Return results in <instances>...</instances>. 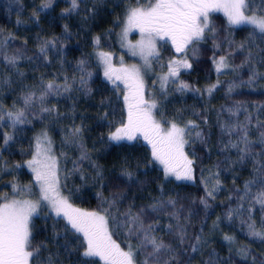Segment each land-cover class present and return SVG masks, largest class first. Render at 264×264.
Here are the masks:
<instances>
[{"label":"trees","instance_id":"16d2710c","mask_svg":"<svg viewBox=\"0 0 264 264\" xmlns=\"http://www.w3.org/2000/svg\"><path fill=\"white\" fill-rule=\"evenodd\" d=\"M46 2L0 0V106L5 112L23 108L22 97L29 92L36 93L38 97L50 81L63 85L67 78L71 84V91L47 95L44 105L37 100L26 110L28 122L12 127L7 118L0 121V197L26 196L13 189L31 185L25 163L32 157L38 134L47 131L59 161L60 187L73 208L95 211L102 205L101 197L115 198V214L122 221L129 208L137 213L142 208L149 209L155 201L172 198L176 201L175 209L169 207L159 215L148 211L144 219L146 223L159 221L154 234L173 246L180 264H189V261L190 264H206L210 253L215 254L219 264H253V258L256 264H261L264 261V241H250L246 236L248 230H242L247 224L242 221L247 220V210L251 207V215L260 226L262 210L259 204L253 203V199L261 185L259 182L252 184L247 192L245 185L257 176L256 169L264 164V145L252 144L255 159L249 156L239 163L240 153L227 147L230 140L235 142L238 139V135L235 132L227 135L221 126L248 125L252 141H257L264 131V123H261L264 122V76L257 75L249 83L253 69L264 73V63L260 62L264 53L257 55L264 49V36L253 28L229 27L223 16L213 15L209 26L214 28V36L206 31V38L197 45L196 56L187 51L192 71L182 75L180 81L190 87L179 91V83L171 85L157 104V114L163 125L192 121L198 124L192 132L203 134L201 144L195 145V136L189 139V150L196 155L192 168L195 184L175 183L164 179L144 142L114 143L108 138L121 122H126L127 106L118 91L103 79L94 55L116 52L117 37L126 11L129 7H136L137 0H80L79 8L71 13H65V9L71 7L70 0H54L51 7L42 8L41 4ZM255 3L259 4L260 0H255ZM96 37H100L99 44L94 43ZM49 41L53 44L48 45V57L44 59L39 49ZM249 51L253 53V59L246 63ZM5 55H18L20 58L12 66L4 60ZM221 56L226 57L231 70L219 79L210 110L201 98V92L213 78V61ZM81 60L85 61L83 73L78 68ZM81 75L87 77L83 87ZM41 107L54 111L41 112ZM258 109L262 110L259 114L256 113ZM254 123H258L255 128L252 127ZM73 127L83 130V149L80 144L64 142ZM209 132L215 142H209ZM5 133L12 137L7 145L4 144ZM214 144L220 156L214 158L215 166H222L221 161L226 156L232 159L228 163L230 171L227 175L219 174L216 169L219 191L216 197L211 198L204 186V175L210 168L205 147L210 153ZM222 146L227 149L225 153L220 151ZM84 153L89 158L81 160ZM125 168L133 174L132 180L121 175ZM98 172L103 179L98 177ZM201 199L207 201V208ZM237 209L239 212L235 211ZM176 210H179L180 222L187 230L183 244L174 238V229L173 234H169L168 225L175 226L177 221L167 212ZM230 210L233 213L231 220L227 218ZM110 230L113 240L127 250L124 230L113 228L111 223ZM31 232L34 245L46 246L40 253L42 260L51 255L58 259L59 264H82L85 259L91 264H103L98 257L84 258L80 255L83 237L71 229L63 216L43 213L33 218ZM226 235L235 237V242L229 244L224 239ZM197 236L207 243L202 242L193 252L192 245L196 243ZM131 243H137L135 237ZM232 245L235 249L246 246L248 258H242Z\"/></svg>","mask_w":264,"mask_h":264},{"label":"snow or ice","instance_id":"6c2138e0","mask_svg":"<svg viewBox=\"0 0 264 264\" xmlns=\"http://www.w3.org/2000/svg\"><path fill=\"white\" fill-rule=\"evenodd\" d=\"M54 0H47L42 3V8L52 6ZM71 7L65 9V13L76 11L80 6V0H70ZM222 12L227 18L229 25H250L261 36H264V0H260L259 4L255 0H148L144 6L140 5V0H137L136 7H129L126 11L124 20V28L122 30V40L127 38V34L132 29H138L141 34V40L136 44H130L133 56L139 54L144 61L143 69L151 68L149 57H159L160 52L157 48L156 41L170 40L176 51L185 52L186 49L192 52L193 56L198 53L197 45L206 38L205 30L214 36L215 30L209 26L210 13ZM35 15V14H34ZM38 18V17H37ZM67 30V26H65ZM100 37L94 39V43L99 44ZM251 38L249 43L251 44ZM53 44L49 41L46 45L39 49L40 55L47 59L48 45ZM54 46V45H53ZM191 46V48H189ZM244 47L243 44L240 45ZM138 50V51H137ZM264 53L261 49L257 55ZM109 53L99 52L98 57L105 65L104 75L109 81H120L127 89V94L124 95V102L127 106V120L121 122L120 126L110 133L109 140L119 143L127 140L133 141L140 135L151 146V158L153 161H158L164 166L165 178L174 175L177 180L192 179V165L190 160L184 153V145L189 143L188 137H191L192 131L198 126L192 121H189L184 127H180L174 122H168V128H162L161 122H158L153 110L157 109L158 105L154 99H145L144 97V80L142 76V68L135 64L119 69L113 68L109 62ZM18 55L11 57L5 55L4 60L9 65L15 66ZM253 53L249 51L245 58L246 63H251ZM261 63H264V55H261ZM217 72L228 67L226 57L221 56L219 60H214ZM85 61L81 60L78 68L84 72ZM188 56L185 53L180 59H172L168 64L167 74L161 77V90L165 89L169 77H178L181 68L190 69ZM22 75V73H21ZM264 76V73H257L252 70V76L249 83L257 76ZM90 76V74H89ZM87 77L81 75L80 84L85 86ZM118 87V86H117ZM190 86L183 81L179 82L178 90L183 91ZM216 85L208 88L207 91L211 95ZM232 88H229L231 91ZM61 91H71V84L65 78V83L60 85L55 80L46 84L41 94L37 97L36 93L29 92L24 97L23 108L13 111H7L0 106V121L7 118L11 122V126L16 124L26 123V110L32 107L37 100L41 105H44L45 98L49 94L59 95ZM41 112L50 113L54 109L49 107H41ZM231 111V110H230ZM235 115V113H232ZM106 118V116H105ZM250 123V121H249ZM264 123V122H261ZM222 131L231 136L232 133H237L238 139L235 142L229 141L227 147L236 149L240 155L239 163L253 156L252 144L259 143L264 145V131H261L257 141H252L249 138L248 125H222ZM82 128L73 127L70 130V135L65 136V143L82 144ZM196 137L201 138V133L196 132ZM12 139L7 133L4 134V144L7 145ZM44 141H47L46 146H42ZM51 140L47 131H42L36 138V146L39 149L33 158L27 161V166L35 174V182L39 188L38 193L32 192V185H25L19 189H13L14 192L19 191L22 195H35L36 199H9L7 196L0 197V264H59L58 259L49 255L42 260L40 253L42 245H34L32 240L31 224L32 217L39 214V210L45 203L55 212L56 216H63L71 229L75 233H79L83 237L81 247L83 251L80 253L84 258L98 257L103 261V264H180L175 249L171 244H166L161 238L154 233L159 226V221L154 220L153 223H146L144 216L146 212L157 213L166 211L169 207L176 208V201L169 198L167 201L158 200L153 202L149 209H140L139 212L133 213L129 208L124 214V219L121 221L115 214L116 200H108L101 197L102 205L98 206L95 211H84L78 208H73L66 197L59 193V179L57 176L56 160L50 155ZM241 145H243L241 147ZM87 153L81 155L80 159H88ZM19 168L21 165H16ZM257 171V176L250 180L245 185V192L249 190V186L259 182L261 189L255 195L253 203L259 204L262 210V219L260 226L257 227L256 221L251 215L252 208L247 211L249 213L247 220L242 221L248 226L249 234L261 241H264V164H261ZM121 175L128 180L133 179V174L129 171L122 170ZM218 173L210 177L208 183L215 182L218 187L220 181ZM98 177H103L98 172ZM83 178V177H82ZM213 187L207 191L208 196H213L217 190ZM100 194L98 193V196ZM244 199V197H240ZM201 203L208 207L207 201L201 199ZM239 212V209L235 210ZM167 214L177 221L173 226L168 225L169 234H173L178 243H185L187 230L180 222L179 210L168 211ZM232 211L228 213V219H232ZM219 219V218H218ZM111 226L117 230H124L128 246L127 250L121 248L112 238ZM218 226V225H216ZM135 237L137 243H131ZM224 239L232 244L235 242V237L225 236ZM196 243L192 245V251L196 252L198 246L203 242L202 237H195ZM74 251L76 249H73ZM237 253L242 258L247 259L249 249L245 246L237 249ZM168 258L165 259L164 257ZM82 264H91V261L85 259ZM190 264V261H189ZM206 264H219L214 253L209 254V259ZM253 264H256L253 258ZM264 264V261H261Z\"/></svg>","mask_w":264,"mask_h":264},{"label":"rangeland","instance_id":"374dc122","mask_svg":"<svg viewBox=\"0 0 264 264\" xmlns=\"http://www.w3.org/2000/svg\"><path fill=\"white\" fill-rule=\"evenodd\" d=\"M147 2H148V0H140V5L144 6V5L147 4ZM209 15H210V18L213 15H221V16H223L225 21H226V23H227V25L229 27H232V28H239V27L253 28L250 25H229V23L227 21V18L224 16V14L222 12H212ZM124 26L125 25L123 23L122 28H121V30H120V32L118 34V37H117L116 52L109 53L110 54L109 55V62L111 63L113 68H117V69H119L121 67H128V66H131L133 64H135L137 66H140L142 68V76H143V80H144V97H145V99H154V100H156L157 104L159 105L160 97H164L165 96V94L168 91L169 87L171 85L178 84L180 82V78H181L182 75H188V74L191 73V71H192L191 68L190 69L181 68L180 72H179V76L175 77V78L169 77V80H168V83L165 86V89L163 91L161 90V82H162L161 81V77L167 74L169 61L172 60V59H177L178 60V59L184 57L185 53L187 54L188 49H186L185 52H179L178 53L170 40L157 39L156 44H157V48H158V50L160 52V56L159 57H149V60L151 62V68L147 69V70H144L143 69V64H144L143 59L141 58V56L139 54L133 56L131 54L132 50L129 47L130 44H136L138 41L141 40V34H140L138 29H132V30H130L128 32L127 38L122 40V30H123ZM206 31H207V29L205 30V33H206ZM189 48H191V46H189ZM98 53H96L94 55L95 56V62L98 65V67L100 68V70H101V74H102L103 79L106 81V83L113 90L118 91V93L121 96V99H122L123 103L125 104L124 95L127 94V89L125 88L124 84L121 83L120 81H115V82L109 81L105 77V75H104L105 65L99 59ZM188 60H189V58H188ZM216 60L218 61L219 58L216 59ZM226 63L228 64V67L223 68L220 72H217L216 65H215V63L213 61V63H212L213 78L203 86V90L201 92V95H202L201 98L203 99V101L206 103V105L208 106V108L210 110L213 108L212 100H214V98L216 97V91H217V89L219 87V84H220V82H218L219 79L221 77H223L224 75L228 74L230 72V70H231V66L229 65L227 60H226ZM213 85H216V87L213 89L211 95H209L207 89L212 87ZM157 111H158V107H157V109L153 110V115H154L155 119L158 122H160L161 120L158 117L159 113L157 114ZM261 111H262L261 109H258L256 111V113L259 114V112H261ZM187 124L188 123H186V124L184 123V124H181V125L178 124V125L180 127H184ZM257 124L254 123V125L252 127L255 128L257 126ZM195 125L198 126V124H195ZM161 126H162V128H165V129L169 127V125H163L162 123H161ZM197 128H195V129H197ZM39 135L40 134H38V136ZM194 136L196 138L195 145L199 144V143L201 144V141L203 140V134L201 133V138H197L196 137V133L192 132L191 137H188V139H191ZM209 136H210L209 137L210 138L209 142H215V140L213 141V139H211L210 132H209ZM134 141H142V142H144L143 144H145L151 151V146L140 135L137 136L136 140H133V141L123 140V141H120V142H129L130 143V142H134ZM112 142H114V141H112ZM114 143H116V142H114ZM46 144H47V141H44L42 146H46ZM189 145H190L189 143L184 145V153L190 160L193 161V164H195L196 155H195V153L192 150H189ZM214 147H215V144L213 145V148L210 151V153L207 150V148L205 147L206 152L208 153L207 160H208L209 166L211 168V170H210V168L206 169V174L204 175V183H205L204 186L206 187L207 190H210L213 187H217L215 185L214 181L211 182V183H208L209 178L213 177V176H215V174H217L216 173V169H217L218 172H220L219 174L227 175L228 171H230L228 163L232 159L231 157L226 156L225 159L223 158L222 161H221V165L222 166H218L217 164L215 166V163H214L215 159L214 158L215 157H220V156L217 155V150ZM50 148H51V151H50L49 154L52 155L55 158V160H56L57 176H58V179H59V169H58L59 161H58L57 157L55 156V154L53 152L52 144L50 145ZM226 150L227 149L225 148V146H222V149H220V151L223 152V153H225ZM37 151H39V149L36 146V139H35V142H34V145H33L32 157L30 158V160L33 158V155ZM154 163L156 165H158L157 167H158L159 170H161L165 180L173 181L175 183L195 184L193 170H192V173H191L192 179H190V180H184V179L177 180L174 175H170L166 179L165 178V172H164V166L162 164H160L158 161H154ZM192 168H193V165H192ZM25 169L30 175V180H31V185H32V192L33 193H38L39 192V188H38V186L36 185V182H35V174L27 166V163H25ZM1 176H2V171L0 170V178H1ZM216 178H219V175ZM58 187H59L60 195L65 197L64 193H63V191H62V189L60 187V181H59ZM218 191H219V188H217L216 192L214 193V197H216L218 195ZM210 197L214 198L213 196H210ZM15 198L16 199H21V198H23V199H36V196L35 195H32V196H27L26 195L25 197H15ZM9 199H12V198H9ZM43 213L50 214V215H52L54 217H58V216H56L55 212L52 211L50 209V207L45 203L44 205H42L41 209L39 210V214L34 215L32 217V220H33V218H35L37 216H40ZM242 230L243 231L244 230H248V226L245 225ZM246 236H247V238L250 239V241H252V240L255 241L256 240V238L252 237L249 234V230L246 232ZM237 248L235 249L234 246L232 245V249L237 250ZM251 256L252 255H250V257Z\"/></svg>","mask_w":264,"mask_h":264}]
</instances>
